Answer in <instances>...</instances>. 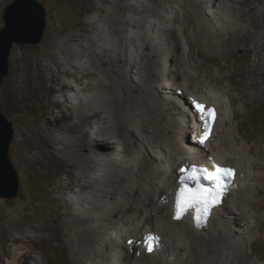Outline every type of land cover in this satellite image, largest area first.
I'll return each mask as SVG.
<instances>
[{"label":"bare ground","instance_id":"6f19581e","mask_svg":"<svg viewBox=\"0 0 264 264\" xmlns=\"http://www.w3.org/2000/svg\"><path fill=\"white\" fill-rule=\"evenodd\" d=\"M131 1L92 0L72 28L47 36L50 64L33 67L27 88L35 83L61 108L38 124L55 169L36 225L57 231L61 264H264V0ZM177 31L188 45L182 58ZM182 77L185 93L233 113L218 109L208 148L226 166L242 162L233 213L222 215L224 203L198 227L163 201L178 188V168L215 156L187 144L185 117L200 123L177 86ZM66 89L75 100L60 99ZM155 222L163 254L143 249L139 258L135 241L156 233ZM30 253L20 247L10 264L44 261Z\"/></svg>","mask_w":264,"mask_h":264},{"label":"rangeland","instance_id":"374dc122","mask_svg":"<svg viewBox=\"0 0 264 264\" xmlns=\"http://www.w3.org/2000/svg\"><path fill=\"white\" fill-rule=\"evenodd\" d=\"M12 1L13 0H0V30L5 23L3 19V10L5 6ZM38 1L44 5L46 10V28L42 39L36 44H15L9 57V73L7 76L0 79V109L13 124L14 136L9 149V155L12 163L14 164V168L16 169L18 178L17 195L14 198L0 197V264H10L14 260V256L20 247L31 249L32 253L30 254L32 256L37 258L42 257L44 261H41V264H61L58 249L59 241L55 238L57 231L45 226L36 225L45 205V201L43 200L44 192L42 189L47 183L46 180L53 175V171L55 169L53 162L49 159L48 154L45 152L38 124H44L47 118L54 119L55 115H60L61 108L57 106H50L48 99L45 98L46 91L44 89L35 91L33 89V84L35 83L28 88L27 83L32 79L33 67L36 62H41L44 65L50 64L49 61L53 51L45 44L47 36L55 32L58 33L59 31H65L68 28H72L78 22L80 17H82V15L78 13L81 11L85 12L84 9L92 0ZM112 1L115 2L117 0ZM131 2L134 1L132 0ZM107 8L108 7H105L104 10ZM208 17L211 18L210 15ZM173 36L178 39L179 42L182 43V47H184V50L182 48L181 52L184 53L180 56V58H182L185 54L186 47L188 46L186 39L181 31L175 32ZM183 39H185V42ZM15 56H19L21 59L16 61ZM74 84L76 83L74 82ZM167 84L168 81H164V83L160 86V89L173 94L171 88L165 87ZM185 84L188 83L182 77L177 86L181 88L180 93L184 94V103L186 107L188 109H192V93L191 91L188 93L183 91V88L186 87ZM34 91L38 95V100L34 98ZM208 91L213 98H217L219 96L220 98H223L224 101H227L226 97L222 96V94H217L209 89ZM60 99H68V102L75 100V93L70 89H66L64 96L60 97ZM212 103L215 104L214 102ZM223 107L224 109L218 107L220 115L222 112V114L227 113L225 114L226 116H233V113L230 110H227L228 107L226 105L223 104ZM192 115L193 112L188 115V117H185L187 119V123L182 121L184 124H187V126H184V129H186L184 132L186 133L185 137L188 145L195 143L193 135L195 131V122L192 119L191 125L189 126L188 121V118L191 120ZM220 121L221 120L219 118L215 126L213 140L217 138L218 126L221 124ZM164 151L167 152V150ZM206 153H208V155H215L213 149L210 148L206 150ZM222 153L224 152L222 151ZM214 157L216 158L217 156L215 155ZM189 163L195 164L193 162H188L186 164ZM229 163L230 165H235L236 168L237 166H240L239 168L242 166V162L230 161ZM165 167L167 168L166 165ZM176 172L177 167L174 169L175 174ZM167 173H171V171L169 170ZM239 177H241V174L237 178L236 185L237 182H239ZM156 190L153 192L155 195L158 193V187ZM173 190L174 189L169 190L170 192L166 191L167 194H165L163 198V201L167 203V206H169V197L171 196V192ZM236 194L235 196H237ZM232 196L226 201V207H224V210H221L222 215L225 211H233L234 204ZM155 200L156 204L158 198ZM140 206L139 214L141 216H145V208L147 207L144 205ZM154 213L158 212L154 210ZM237 216L239 217V215ZM157 219L158 218L155 220L157 221ZM214 220H217V218ZM219 220H221V218H219L218 221ZM240 221L245 223L247 218L245 217L244 220ZM212 226L214 225L212 224ZM154 230L156 233L162 234L165 237L159 223L155 222ZM259 232L261 233L262 230H259ZM126 236L128 235L126 234ZM144 236H141L135 241L136 244L138 243L135 255L139 258H142L144 254V250L140 246V242L143 241ZM125 238L126 237H119L121 240L120 245H123V248L126 246V242L124 241L126 240ZM127 243L130 244V240H128ZM256 244L259 248V242ZM159 252L163 254V247H159L155 253ZM141 262L142 261L138 264H141Z\"/></svg>","mask_w":264,"mask_h":264},{"label":"water","instance_id":"95a60500","mask_svg":"<svg viewBox=\"0 0 264 264\" xmlns=\"http://www.w3.org/2000/svg\"><path fill=\"white\" fill-rule=\"evenodd\" d=\"M0 30V79L9 73V57L15 44H36L46 28V10L38 0H13L3 10ZM13 124L0 109V197L14 198L18 178L9 155Z\"/></svg>","mask_w":264,"mask_h":264},{"label":"snow or ice","instance_id":"6c2138e0","mask_svg":"<svg viewBox=\"0 0 264 264\" xmlns=\"http://www.w3.org/2000/svg\"><path fill=\"white\" fill-rule=\"evenodd\" d=\"M200 107V106H198ZM215 171L209 172L207 169H203L206 173V178L212 180L216 184V194H214L208 188H202L198 184L195 190H186L184 187H181L180 194L177 196L176 201V209H177V218H179L181 211H186L188 208H198L201 213H205L209 210L211 204L215 203L216 196L224 190L227 184V180L231 178L233 170L220 168L217 165H213ZM181 171H184L183 169ZM197 169L193 167V173H195ZM190 180H198V177L190 174L187 177L181 178V183L184 184L186 181ZM181 197H183L184 204L183 209L181 208ZM150 239L155 240V237H150ZM151 250V249H149Z\"/></svg>","mask_w":264,"mask_h":264},{"label":"clouds","instance_id":"9594fccd","mask_svg":"<svg viewBox=\"0 0 264 264\" xmlns=\"http://www.w3.org/2000/svg\"><path fill=\"white\" fill-rule=\"evenodd\" d=\"M195 118H196V117H195ZM196 120H197V119H196ZM193 121L195 122V119H194V118H193ZM196 127H198V125H195V126H194V128H196ZM195 144H196V143H195ZM197 145H198V144H197ZM199 146H200V145H199ZM201 147L204 148V149H207V150L209 149V148H208V145H207V146H201ZM189 164H190V163H189ZM184 165H185V164H184ZM186 165H187V164H186ZM234 191H236V190H234ZM231 195H232V194H231ZM231 195H230V196H231ZM227 200H228V199H227ZM227 200H226V201H227ZM226 201H225L224 203H226Z\"/></svg>","mask_w":264,"mask_h":264}]
</instances>
